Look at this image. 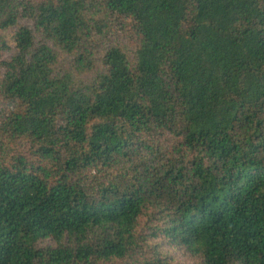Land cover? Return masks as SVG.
I'll list each match as a JSON object with an SVG mask.
<instances>
[{"label":"trees","instance_id":"trees-1","mask_svg":"<svg viewBox=\"0 0 264 264\" xmlns=\"http://www.w3.org/2000/svg\"><path fill=\"white\" fill-rule=\"evenodd\" d=\"M0 264H264V0H0Z\"/></svg>","mask_w":264,"mask_h":264}]
</instances>
